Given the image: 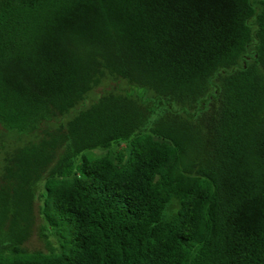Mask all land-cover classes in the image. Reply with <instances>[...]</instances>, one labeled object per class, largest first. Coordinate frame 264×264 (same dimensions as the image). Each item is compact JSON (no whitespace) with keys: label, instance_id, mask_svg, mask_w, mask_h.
Here are the masks:
<instances>
[{"label":"trees","instance_id":"trees-1","mask_svg":"<svg viewBox=\"0 0 264 264\" xmlns=\"http://www.w3.org/2000/svg\"><path fill=\"white\" fill-rule=\"evenodd\" d=\"M0 126V264H264V0H0Z\"/></svg>","mask_w":264,"mask_h":264},{"label":"rangeland","instance_id":"rangeland-1","mask_svg":"<svg viewBox=\"0 0 264 264\" xmlns=\"http://www.w3.org/2000/svg\"><path fill=\"white\" fill-rule=\"evenodd\" d=\"M109 91H118L121 93H125L128 96H132L134 98H137L140 102L143 104H150V106L153 107V113L151 114L149 118V124L155 121L158 117L162 116L165 112L170 113H179V109L174 105L168 103L164 99H158L156 98L151 92L135 87L130 86L125 81H113V80H104L100 86L96 89H94L91 93H89L85 99V101L82 104L81 108H85L87 104L92 103L95 101L98 96L109 92ZM66 118H60L55 123H52V125L56 126L62 122H64ZM40 134V133H37ZM29 140H34L33 135L31 136H23L18 135L11 131H6L0 126V160L3 158L5 152L9 151L12 147H18L23 142H27ZM114 146L111 147L112 150H110L109 154L112 155L113 153L119 152L124 148V145L121 147H116L113 149ZM104 150L96 149L94 151H91L89 153H94V157H100L105 155V152H102ZM88 154V153H86ZM37 213V209H36ZM43 222L40 219V217L36 214V218L34 221V225L31 228V232L29 237L22 242V249L26 253H42V254H48L51 252H56L59 249V244L55 238H53L49 232L43 230L42 228Z\"/></svg>","mask_w":264,"mask_h":264}]
</instances>
